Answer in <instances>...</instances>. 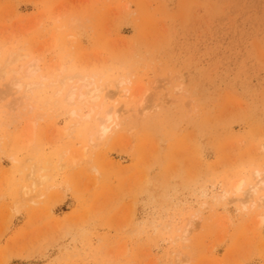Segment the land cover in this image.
Wrapping results in <instances>:
<instances>
[{
    "label": "rangeland",
    "instance_id": "obj_1",
    "mask_svg": "<svg viewBox=\"0 0 264 264\" xmlns=\"http://www.w3.org/2000/svg\"><path fill=\"white\" fill-rule=\"evenodd\" d=\"M0 72V264H264V0H0Z\"/></svg>",
    "mask_w": 264,
    "mask_h": 264
},
{
    "label": "bare ground",
    "instance_id": "obj_2",
    "mask_svg": "<svg viewBox=\"0 0 264 264\" xmlns=\"http://www.w3.org/2000/svg\"><path fill=\"white\" fill-rule=\"evenodd\" d=\"M10 58V57H9ZM14 59H16V56H14ZM17 60V59H16ZM16 60H13L14 62ZM9 61V60H8ZM11 62V61H10ZM9 62V63H10ZM13 62V63H14ZM8 63V62H7ZM6 65V64H5ZM2 72V71H1ZM0 72V73H1ZM71 78H69L68 80H70ZM83 84V81L82 83ZM31 86V85H30ZM30 86H28L27 88H30ZM89 86L87 83L85 85H82L81 87L82 88H86V89H89ZM76 94H78V98H79V101H91L93 100L96 101V100H99L100 97H101V94H100V90H97V89H93V90H86L85 92H80V90L77 92L75 91V89H71L69 90V92H67V96H66V101L67 102H71L73 101L74 97L76 96ZM124 95L125 97H128L127 96V92L124 91ZM102 98V97H101ZM103 99H104V96H103ZM114 112L115 110L114 109H111V110H108L106 113H104V118H102L103 120L101 121V124H100V129L98 130V137H103L105 136V134L108 132V127L106 126V123L110 120L109 118V112ZM115 113V112H114ZM261 184L264 183V181H260ZM241 185L242 183L239 182L237 183L235 186H234V192H239L241 190ZM248 189V188H247ZM258 186L257 185H254V186H251L249 187V189L247 190L246 192V198L242 201H240L241 205L243 206L244 209H247V205H250V208H252L254 206V204H256V201H255V197L257 196L258 194ZM261 202V201H260ZM259 204H262V203H259ZM264 205V204H263ZM260 206V205H259ZM252 210V209H251ZM185 233V232H184Z\"/></svg>",
    "mask_w": 264,
    "mask_h": 264
}]
</instances>
